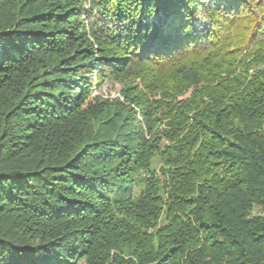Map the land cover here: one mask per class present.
I'll list each match as a JSON object with an SVG mask.
<instances>
[{
	"label": "trees",
	"instance_id": "trees-1",
	"mask_svg": "<svg viewBox=\"0 0 264 264\" xmlns=\"http://www.w3.org/2000/svg\"><path fill=\"white\" fill-rule=\"evenodd\" d=\"M0 264H264V0H0Z\"/></svg>",
	"mask_w": 264,
	"mask_h": 264
},
{
	"label": "rangeland",
	"instance_id": "rangeland-1",
	"mask_svg": "<svg viewBox=\"0 0 264 264\" xmlns=\"http://www.w3.org/2000/svg\"><path fill=\"white\" fill-rule=\"evenodd\" d=\"M86 10H88L90 7L88 5L83 6ZM120 87L118 85H113L112 83L105 84L100 93L105 99H116L120 97Z\"/></svg>",
	"mask_w": 264,
	"mask_h": 264
}]
</instances>
